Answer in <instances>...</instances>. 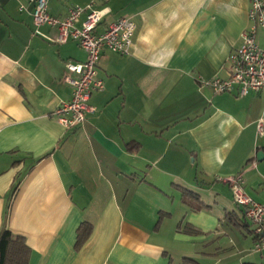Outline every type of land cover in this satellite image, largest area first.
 Returning <instances> with one entry per match:
<instances>
[{
    "label": "crops",
    "instance_id": "1",
    "mask_svg": "<svg viewBox=\"0 0 264 264\" xmlns=\"http://www.w3.org/2000/svg\"><path fill=\"white\" fill-rule=\"evenodd\" d=\"M21 1L0 0V232L25 239L26 264H264V250L247 251L253 226L220 179L241 173L264 204L263 92L203 83L228 75L250 0H48L57 17L107 6L97 32L118 17L136 24L129 53L102 49L94 110L69 128L52 112L71 98L65 62L86 52L34 33L57 28L35 25L33 3L19 10Z\"/></svg>",
    "mask_w": 264,
    "mask_h": 264
},
{
    "label": "built area",
    "instance_id": "2",
    "mask_svg": "<svg viewBox=\"0 0 264 264\" xmlns=\"http://www.w3.org/2000/svg\"><path fill=\"white\" fill-rule=\"evenodd\" d=\"M32 2V17L35 25L47 23L56 26L57 35L49 37L39 30L38 33L51 42H66L73 39L86 52L83 61L67 60L66 71L62 80L72 87L69 100L61 102L52 114L64 127H74L81 124L86 113L92 112L94 107L89 103L90 93L100 90L104 84L96 77L99 54L106 48L117 54L129 53L132 35L136 27L133 19L118 17L106 23L102 32L95 30L109 12L107 6L94 7L92 1L87 4L72 6L65 17L53 16L48 12V0H22L17 8L25 9L24 2ZM248 11V26L241 33L240 45L231 51L225 62L228 69L226 77L215 76L203 80L214 92L231 91L237 86V93L248 94L250 91H261L264 95V43L258 44V31L264 33V0H250ZM84 13L80 26L75 23ZM264 100V98H263ZM264 106L256 121V134H264ZM241 173L230 175L221 180L230 185L232 198L244 210V216L252 224V232L256 236L252 249L264 250V204L257 202L245 190Z\"/></svg>",
    "mask_w": 264,
    "mask_h": 264
},
{
    "label": "trees",
    "instance_id": "3",
    "mask_svg": "<svg viewBox=\"0 0 264 264\" xmlns=\"http://www.w3.org/2000/svg\"><path fill=\"white\" fill-rule=\"evenodd\" d=\"M198 205V204H197ZM242 213L244 216V210L241 207ZM231 212L226 213V219L230 220ZM247 219L246 216H244ZM245 226H249L251 222L245 220L243 223ZM252 225V224H251ZM90 225L83 223L78 229L76 234V246H79L86 238V235L89 233ZM184 231L187 232H198L196 228L185 226ZM252 233V230L249 231ZM256 236L253 234V240ZM254 243V242H253ZM28 245L25 243V239L21 235H13L10 230L5 229L0 232V264H26L28 259ZM180 264H202L197 259L192 257L184 256ZM244 264H254L253 262H244ZM257 264V263H255Z\"/></svg>",
    "mask_w": 264,
    "mask_h": 264
},
{
    "label": "rangeland",
    "instance_id": "4",
    "mask_svg": "<svg viewBox=\"0 0 264 264\" xmlns=\"http://www.w3.org/2000/svg\"><path fill=\"white\" fill-rule=\"evenodd\" d=\"M248 240H250V235H248ZM221 242H222V238H220V241H218V243H219V244H222ZM216 245H217V244H216ZM252 247H253V245H250V247L247 248V249H248L247 251L254 252V251L251 250ZM232 249H233V247L230 246V249H223V250H221L220 252H222L221 254H223V251H224V252H229V250L232 251ZM227 261H229V260H226V262H227ZM224 262H225V261H224Z\"/></svg>",
    "mask_w": 264,
    "mask_h": 264
},
{
    "label": "water",
    "instance_id": "5",
    "mask_svg": "<svg viewBox=\"0 0 264 264\" xmlns=\"http://www.w3.org/2000/svg\"><path fill=\"white\" fill-rule=\"evenodd\" d=\"M263 153H262V151H258L257 152V156H260V155H262Z\"/></svg>",
    "mask_w": 264,
    "mask_h": 264
}]
</instances>
